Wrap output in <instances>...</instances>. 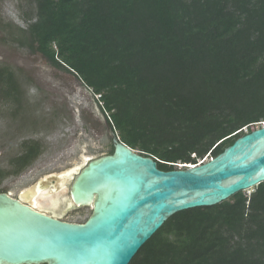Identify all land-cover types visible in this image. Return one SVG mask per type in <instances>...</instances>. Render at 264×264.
Segmentation results:
<instances>
[{
  "label": "trees",
  "instance_id": "1",
  "mask_svg": "<svg viewBox=\"0 0 264 264\" xmlns=\"http://www.w3.org/2000/svg\"><path fill=\"white\" fill-rule=\"evenodd\" d=\"M32 2L24 28L6 24L11 41L76 76L119 140L159 170L214 158L264 123V0ZM0 93L19 104L8 67ZM42 151L24 140L7 174ZM129 264H264V182L174 214Z\"/></svg>",
  "mask_w": 264,
  "mask_h": 264
},
{
  "label": "water",
  "instance_id": "2",
  "mask_svg": "<svg viewBox=\"0 0 264 264\" xmlns=\"http://www.w3.org/2000/svg\"><path fill=\"white\" fill-rule=\"evenodd\" d=\"M256 126L207 162L172 171L159 170L156 159L132 150L110 127L111 154L41 178L16 198L0 192V264H129L174 214L218 205L264 182V125ZM36 192L54 204L55 194L65 196L64 211L24 200ZM82 207L91 210L82 224L46 214Z\"/></svg>",
  "mask_w": 264,
  "mask_h": 264
},
{
  "label": "rangeland",
  "instance_id": "3",
  "mask_svg": "<svg viewBox=\"0 0 264 264\" xmlns=\"http://www.w3.org/2000/svg\"><path fill=\"white\" fill-rule=\"evenodd\" d=\"M32 10V0H0V68L14 72L22 91L19 104L0 93V172L11 171L9 161L24 140L38 141L43 149L22 172L0 178V192L13 198L39 179L81 167L84 159L108 155L112 148L110 126L97 97L76 76L11 41L6 24L24 28L23 19ZM54 197L56 207L47 208L64 211L65 196ZM90 214V208L82 207L64 213L62 221L82 224Z\"/></svg>",
  "mask_w": 264,
  "mask_h": 264
},
{
  "label": "bare ground",
  "instance_id": "4",
  "mask_svg": "<svg viewBox=\"0 0 264 264\" xmlns=\"http://www.w3.org/2000/svg\"><path fill=\"white\" fill-rule=\"evenodd\" d=\"M25 195L24 200L30 201L31 204H33L34 207H37L39 209L47 208L48 206L52 205L55 206V202L52 196L48 195L47 197H40V192L34 193V196L26 197ZM59 196V194H58ZM22 197V196H21ZM32 197V198H31ZM39 198L43 199L42 201L39 200Z\"/></svg>",
  "mask_w": 264,
  "mask_h": 264
},
{
  "label": "built area",
  "instance_id": "5",
  "mask_svg": "<svg viewBox=\"0 0 264 264\" xmlns=\"http://www.w3.org/2000/svg\"><path fill=\"white\" fill-rule=\"evenodd\" d=\"M208 158L209 160L211 159L210 157H205V158H202V159H199L195 165H176L177 166V169H185V168H192V167H195V166H199L205 162L208 161Z\"/></svg>",
  "mask_w": 264,
  "mask_h": 264
},
{
  "label": "flooded vegetation",
  "instance_id": "6",
  "mask_svg": "<svg viewBox=\"0 0 264 264\" xmlns=\"http://www.w3.org/2000/svg\"><path fill=\"white\" fill-rule=\"evenodd\" d=\"M46 214H47V215H50V216H53L54 218H57V219H59V220H62V215H60V214L53 215V214H51V213H49V212H47Z\"/></svg>",
  "mask_w": 264,
  "mask_h": 264
}]
</instances>
